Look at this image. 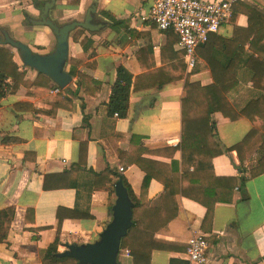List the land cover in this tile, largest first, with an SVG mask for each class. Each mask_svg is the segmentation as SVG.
<instances>
[{"label":"crops","instance_id":"0c3cea01","mask_svg":"<svg viewBox=\"0 0 264 264\" xmlns=\"http://www.w3.org/2000/svg\"><path fill=\"white\" fill-rule=\"evenodd\" d=\"M51 1L0 0V43L6 33L34 54L53 53L56 37L39 24ZM53 1L47 18L57 26L84 22L95 7L91 14L95 32L77 28L68 40V62H81L76 72L95 84L87 83L91 94L79 88L68 62L64 70L71 76L70 84L63 90L52 81L46 84L43 75L22 65L15 49L0 44L24 72L20 86L0 100V211H13L7 238L0 244V264H52L40 255L57 235L58 254L66 251L65 245L95 243L112 220L119 177L138 205H147L138 216L150 219V211L162 213L166 192L162 182L181 183L184 78L212 86L208 62L213 55L221 58L220 40L231 39L234 26H248L242 13L231 17L205 47L197 48L196 66L189 74L175 34L161 33L152 23L139 20L155 0ZM256 4L264 9V0ZM77 31L82 36L75 43ZM119 68L132 78L124 118L107 114ZM250 78L246 69H240L238 87L227 95L235 110L259 94ZM54 88L59 93L53 94ZM211 120L213 141L221 150L212 169L217 178L235 180L232 202L216 204L211 220L205 221L206 209L178 194L179 186L175 197L166 194L167 211L176 209V218L155 233L152 245L159 249L151 252L149 264H191L187 250L195 236L208 244L207 264H264V175L250 177L261 154L255 149L240 162L228 151L252 125L248 120L230 122L220 113L212 114ZM147 174L151 181L143 195ZM125 252L129 251L120 250L118 264H134ZM58 264L78 263L70 259Z\"/></svg>","mask_w":264,"mask_h":264},{"label":"trees","instance_id":"16d2710c","mask_svg":"<svg viewBox=\"0 0 264 264\" xmlns=\"http://www.w3.org/2000/svg\"><path fill=\"white\" fill-rule=\"evenodd\" d=\"M256 2L257 0L254 3L238 2L232 7L231 17L242 13L247 18L248 26L246 29L234 26L232 38L220 40L217 53L221 55V58L213 55L208 62L213 85L201 87L199 84L190 83L188 75L184 78L185 97L182 100L180 144L181 183L179 186V184L173 185L175 180L170 181L169 185L165 181L162 182L166 191L162 197L163 212L150 211V219L138 216V212L144 210V205L147 209V205L139 206L128 184L119 177L131 202L133 205L135 204L132 210V226L121 242V250L129 251L134 264H149L151 252L159 249L158 245H152L156 242L155 233L176 218V209L172 213L167 211L166 201L169 198L166 197V194L169 197H175L177 194L175 189L178 186V194L180 192L182 197L190 199L206 209L205 221L211 220L216 204L232 202L235 180L215 177L211 165L212 160L221 154L218 144L213 141L215 127L211 120L212 114L220 113L224 119L230 122L248 120L251 123L250 132L228 151L235 152L238 160L244 162L253 150H258L261 156L256 166L250 170V177L264 175V9H259ZM81 36L82 32L77 31L72 38L73 42L76 43ZM86 41L85 38L82 43ZM68 64L70 66L69 74L78 80L77 86L91 94L87 89V83L91 85L95 83L76 72L82 63L70 59ZM243 68L251 74L250 83L259 94L249 100L242 109L235 110L228 102L227 95L238 87L237 75ZM23 77L24 72H21L14 63L12 52L6 48H0V100L17 89L22 83ZM42 78L46 84L51 82L49 78L44 76ZM180 80H183V71L180 74ZM7 81H11V85L7 84ZM131 85V75L125 69L119 68L107 104L109 117H113L115 114L120 118L126 116ZM58 101L60 102V99ZM145 172L148 173V170ZM150 181L151 176L147 174L142 184L143 195ZM145 216H148L146 212ZM12 218V210L0 211V244L7 238ZM147 220L150 221L149 224L146 223ZM58 245L57 235L54 243L41 252L40 257L43 261L58 264L70 260L57 257Z\"/></svg>","mask_w":264,"mask_h":264},{"label":"water","instance_id":"95a60500","mask_svg":"<svg viewBox=\"0 0 264 264\" xmlns=\"http://www.w3.org/2000/svg\"><path fill=\"white\" fill-rule=\"evenodd\" d=\"M53 5V0L45 4L42 11V22L39 23L49 27L56 37V47L53 53L45 56L34 54L27 46L12 40L6 33H3V40L0 44L15 49L24 67L46 76L59 89L63 90L72 80L64 70L68 62L69 35L77 28L95 32L96 28L91 24V14H95V7L89 10L84 22L57 26L51 20H47L48 12L53 8ZM114 192L116 201L112 207V220L99 235L98 240L93 244L65 245L66 251L57 254L58 258L72 259L78 264H118L121 242L132 226L134 205L121 180L116 183Z\"/></svg>","mask_w":264,"mask_h":264},{"label":"built area","instance_id":"2783aa9c","mask_svg":"<svg viewBox=\"0 0 264 264\" xmlns=\"http://www.w3.org/2000/svg\"><path fill=\"white\" fill-rule=\"evenodd\" d=\"M255 0H155L149 10L139 18L150 22L161 33L172 32L177 47L183 52L186 68L192 72L196 66V50L208 43L212 35L229 23L232 7L238 2ZM53 94L59 93L55 88ZM117 116V115H115ZM123 170L120 169V172ZM187 255L191 264H207L208 244L202 236L189 240ZM129 256V252H125Z\"/></svg>","mask_w":264,"mask_h":264}]
</instances>
